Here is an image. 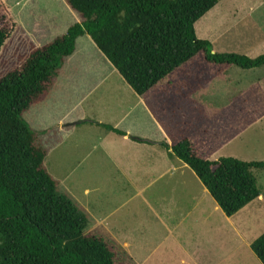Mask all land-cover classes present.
<instances>
[{
	"label": "trees",
	"instance_id": "16d2710c",
	"mask_svg": "<svg viewBox=\"0 0 264 264\" xmlns=\"http://www.w3.org/2000/svg\"><path fill=\"white\" fill-rule=\"evenodd\" d=\"M64 1L78 21L44 45L30 42L21 63L0 78V264H125L108 241L85 233L86 213L59 192V182L45 167L48 150L39 132L22 119L49 96L63 61L84 34L153 118L165 125L173 143L163 146L193 170L228 217L258 198L261 191L254 171L264 169V161L211 160L238 128L264 115L258 84L233 99L229 111L220 112L225 116L220 121L224 129L215 142L211 133L217 117L184 136L177 134L172 120L196 92L231 66H264V54L219 53L210 41L197 36L195 23L220 0ZM16 26L5 0H0V52ZM250 248L264 264V232Z\"/></svg>",
	"mask_w": 264,
	"mask_h": 264
},
{
	"label": "rangeland",
	"instance_id": "374dc122",
	"mask_svg": "<svg viewBox=\"0 0 264 264\" xmlns=\"http://www.w3.org/2000/svg\"><path fill=\"white\" fill-rule=\"evenodd\" d=\"M5 3L17 26L0 52V78L21 63L30 51V42L44 45L78 21L64 0H5ZM195 31L199 38L210 41L216 52L247 56L264 54V0H220L195 23ZM59 79L63 82L67 79L66 83L71 87L74 85L73 89H56L47 100L26 111L22 119L32 130L39 132L42 145L48 147L45 167L59 182V192L66 194L65 167L75 166L80 161L89 168L80 173L79 184L95 186L104 181L100 178L92 182L90 177L97 154L90 151L91 142L80 144L75 153H65V131L55 126L58 120L70 123L99 114L96 112L100 104L97 108L94 102L100 92L115 89L117 85L122 86L120 92L130 88L88 34L77 38L74 52L62 64ZM254 84L261 87L264 95V66L251 69L231 66L173 114L172 120L177 125L175 131L180 136L187 135L203 122L217 117L219 120H215L217 125L211 133V140L215 142L224 129L220 121H225V116L220 112L229 111L232 100ZM252 112L250 110L248 114ZM150 125L149 122L147 126ZM235 134L211 155V160L235 157L244 161H264V115L244 128H238ZM186 170L194 182V192L178 186L174 176L166 178L169 187L161 195L162 200L166 205V200H175L179 206L169 204L162 215L163 221L152 229L137 233V238L145 243L140 248L142 253H133L135 264L142 260L144 264H262L250 244L264 232V169L254 171L261 191L259 197L231 217L221 209H215L216 202L210 196L201 198L198 205L195 200L201 195L202 183L194 177L189 166ZM195 181L200 185L199 192L195 189ZM95 197L100 198L97 192L92 201ZM92 201L93 209L99 208L101 202ZM78 207L86 213L83 206ZM128 222L124 221L130 226ZM168 224L176 225V228L172 232L164 230ZM85 233L93 231L88 226ZM123 254L118 253L124 262H131L128 254Z\"/></svg>",
	"mask_w": 264,
	"mask_h": 264
},
{
	"label": "crops",
	"instance_id": "0c3cea01",
	"mask_svg": "<svg viewBox=\"0 0 264 264\" xmlns=\"http://www.w3.org/2000/svg\"><path fill=\"white\" fill-rule=\"evenodd\" d=\"M60 71L46 100L56 89L61 88L65 91L74 87L66 83L68 78L64 82L59 79ZM127 86L130 89H122V92H120L121 85L100 92L94 102L96 107L100 104L101 110L98 109L96 112L99 114L70 123L60 119L55 126L58 130L61 128V131H65L66 154L75 153L80 144L91 142L90 151H95L97 154L94 156L93 172L90 177L93 179L92 182L100 178L104 181L95 186L88 183L79 184L80 173L89 168L80 161L75 166L65 167L66 195L88 211V213L86 211L87 227L89 226L94 234L108 241L117 253H124L123 255L127 253L131 262L127 261L125 264H135L133 253H142L140 248H143L145 243L143 239L137 238V233L152 229L159 221H163L162 215L166 213L169 204L179 206L175 200H166L167 205L162 200L161 195L163 196V192L168 191L167 187H169L166 178L169 175L174 176L178 186L189 192H194L192 190L194 182L190 176H187L188 165L162 144L167 143L171 146L173 143L168 129L162 122L153 118L143 100L128 84ZM149 122L150 127L147 126ZM114 129L122 131L123 134H119ZM134 137L148 141H140ZM188 177L189 181H186ZM194 177H197L195 173ZM196 184L195 189L199 192L200 185L198 182ZM202 186L201 195L195 200L198 201V205L202 201L201 198L211 197L205 186L203 184ZM95 192L100 198L95 197L93 201L101 202L97 209H93L94 203L91 205L90 202ZM150 194H153V197ZM186 200L189 201L188 198ZM214 208L220 209L217 204ZM128 219H131L130 222ZM125 220L130 226L124 223ZM175 228L176 225L164 226V230L168 232H172ZM136 264H144V260Z\"/></svg>",
	"mask_w": 264,
	"mask_h": 264
}]
</instances>
